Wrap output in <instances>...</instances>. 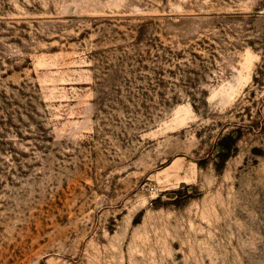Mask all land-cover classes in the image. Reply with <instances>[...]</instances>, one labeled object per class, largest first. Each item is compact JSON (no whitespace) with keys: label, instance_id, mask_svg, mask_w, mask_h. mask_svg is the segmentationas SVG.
I'll return each mask as SVG.
<instances>
[{"label":"rangeland","instance_id":"1","mask_svg":"<svg viewBox=\"0 0 264 264\" xmlns=\"http://www.w3.org/2000/svg\"><path fill=\"white\" fill-rule=\"evenodd\" d=\"M0 264H264V0H0Z\"/></svg>","mask_w":264,"mask_h":264},{"label":"trees","instance_id":"2","mask_svg":"<svg viewBox=\"0 0 264 264\" xmlns=\"http://www.w3.org/2000/svg\"><path fill=\"white\" fill-rule=\"evenodd\" d=\"M229 156H230L229 153H223V155H222V164L226 163V161L228 160Z\"/></svg>","mask_w":264,"mask_h":264}]
</instances>
